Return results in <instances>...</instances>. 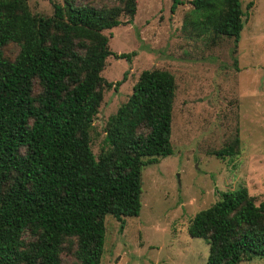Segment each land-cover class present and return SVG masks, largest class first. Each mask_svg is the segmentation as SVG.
Returning <instances> with one entry per match:
<instances>
[{"label":"trees","instance_id":"16d2710c","mask_svg":"<svg viewBox=\"0 0 264 264\" xmlns=\"http://www.w3.org/2000/svg\"><path fill=\"white\" fill-rule=\"evenodd\" d=\"M51 1L53 16L45 17L33 14L28 0H0V264H63L70 243L77 244L80 264H101L106 217L119 221L121 232L124 218L139 217L143 171L173 154L177 83L160 69L140 75L110 117L98 158L92 150L104 91L118 92L128 76L109 82L107 60L135 56L114 53L104 31L122 26L124 17L132 24L138 1L111 7ZM182 3L174 0L171 12ZM191 5L186 33L239 44L245 25L240 0ZM9 44L20 47L13 61L4 56ZM236 145L214 155L234 156ZM188 233L210 245L206 264L264 259V201L258 205L245 186L221 192L190 221Z\"/></svg>","mask_w":264,"mask_h":264},{"label":"rangeland","instance_id":"374dc122","mask_svg":"<svg viewBox=\"0 0 264 264\" xmlns=\"http://www.w3.org/2000/svg\"><path fill=\"white\" fill-rule=\"evenodd\" d=\"M63 4V0H54ZM98 7L120 5V0H88ZM132 24L104 31L117 54L135 53L132 61L111 56L103 72L117 83L118 92L104 91V101L93 122L92 150L102 152L111 116L128 101L146 70H167L177 83L173 110V154L143 171L139 217L121 223L106 217L101 264H206L210 245L188 233L197 213L220 200V193L248 188L259 205L264 201V0H240L244 16L241 40L196 38L183 29L193 9L192 0H137ZM254 6L248 9V4ZM33 14L51 17V0H28ZM16 44L4 48L13 61ZM238 142V146L237 144ZM236 145V154L219 159L215 152ZM28 238V237H27ZM75 242V241H74ZM76 243L62 253L63 264H80ZM241 264H264L253 259Z\"/></svg>","mask_w":264,"mask_h":264}]
</instances>
